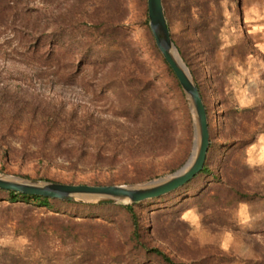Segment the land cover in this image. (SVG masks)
<instances>
[{
  "label": "rangeland",
  "instance_id": "obj_1",
  "mask_svg": "<svg viewBox=\"0 0 264 264\" xmlns=\"http://www.w3.org/2000/svg\"><path fill=\"white\" fill-rule=\"evenodd\" d=\"M10 1L7 25L0 24V175L110 186L140 184L182 168L192 154L193 118L144 25L146 0H107L112 26L120 34L106 38L104 47L94 40L96 48L86 55L78 73L75 45L53 49L45 62L31 58L23 47L34 38L36 21L51 33L70 24L73 14L72 22L84 32L85 15L97 0ZM163 4L170 37L201 90L216 137L226 132L220 122L222 109L249 111L237 116L236 129L238 135H254V141L236 149L235 160L253 171L250 188L260 189L264 186V0H163ZM107 47L112 54L96 53ZM128 75L137 80L127 88L120 79ZM44 107L58 112L49 125L40 119ZM58 140L61 146L55 152ZM49 152L53 155L42 158ZM255 180L262 181L261 187ZM180 199L136 208L144 228L151 212L161 210L166 218L172 215L188 226L190 253L202 247L217 249L235 259L231 264L255 260L260 250L264 254V235H256L263 205L237 203L227 212V225L221 226L220 215L211 213L207 201L204 216L192 202L190 209L175 213L174 203ZM6 217L15 218L13 213ZM119 221L118 217L113 224L114 234L123 239L126 230ZM13 225L0 226V247L23 251L28 242L14 235ZM254 239L262 245L259 251L253 249ZM51 248L65 253L69 243L55 241ZM103 259L106 264H125L114 262L110 255Z\"/></svg>",
  "mask_w": 264,
  "mask_h": 264
},
{
  "label": "trees",
  "instance_id": "obj_2",
  "mask_svg": "<svg viewBox=\"0 0 264 264\" xmlns=\"http://www.w3.org/2000/svg\"><path fill=\"white\" fill-rule=\"evenodd\" d=\"M109 4L107 0H97L92 11L85 15L88 21L83 25L84 32L79 31L78 22H72L73 14L71 16L69 14L70 24L60 25L51 33L45 31L41 21H36L35 36L27 46L23 47L25 52L31 58L41 62L50 60L56 48H66L68 44L75 45L77 47L75 53L79 56L75 63V72L78 73L79 65L84 62L86 55L96 48L94 40L102 42L104 47L107 44L106 38L120 34V31L112 26L113 12L106 7ZM11 9L10 0H0V24L7 25ZM66 21L67 19L65 23ZM108 25L110 26L106 28ZM144 25L149 30L147 20ZM65 26L70 27L66 29ZM108 49L110 47L96 53L112 54ZM113 53L116 54V52ZM89 57L95 58V55L90 54ZM163 64L170 78L180 89L177 79L164 59ZM115 80L118 82V79ZM136 80L134 75L120 79L127 83V88L128 84L135 83ZM196 85L206 111L209 145L201 171L188 183L169 195L129 205L67 202L0 190V226L13 222L14 235L22 236L28 242L23 251H12L7 247H0V264H106L103 258L109 255L114 262L125 264L132 262L137 264L233 263L234 258L209 247H202L190 253V237L186 231L188 226L172 215L166 218L167 215L165 216L161 210L151 212L146 230L136 209L161 200L181 198L174 203L175 213L190 209V202H192L195 206L197 205L198 212L204 216L208 206L203 202L207 201L211 204L209 207L212 210L211 213L220 215L219 225L223 226L227 225L224 220L228 219V210L237 203L264 206L262 181L255 180L257 186L261 188L252 190L249 184L253 181V171L248 167H239L235 160L236 149L254 141V135L247 136L244 132L238 135L236 129L237 116L241 112L249 111H241L234 107L222 109L220 122L222 127L225 126L226 132L222 137L217 138L216 127L212 125L201 90L198 84ZM40 109L43 110L40 116L42 121L44 118L48 125L54 122L57 111L50 112L48 107ZM91 125L93 126L92 123ZM54 146L55 152H58V147L61 146L60 140L56 141ZM50 155L53 154L49 152L41 156L47 158ZM11 213L15 218L8 220L6 216ZM121 215L123 219L120 218ZM118 217L121 228L124 226L126 230L123 239L114 234L113 224H117ZM256 235H264V218L260 220ZM149 239L162 243L165 248L150 245ZM55 241L60 244L69 243L68 251L62 253L53 250L51 243ZM252 246L256 251L262 249V245L255 239ZM259 253L257 259L243 261V264H264V254L261 250Z\"/></svg>",
  "mask_w": 264,
  "mask_h": 264
},
{
  "label": "water",
  "instance_id": "obj_3",
  "mask_svg": "<svg viewBox=\"0 0 264 264\" xmlns=\"http://www.w3.org/2000/svg\"><path fill=\"white\" fill-rule=\"evenodd\" d=\"M146 7L148 27L155 46L177 79L192 114L194 141L192 154L186 163L169 176L131 185L61 184L1 174L0 190L67 202L129 205L169 195L184 186L201 171L209 145V133L206 111L198 87L192 77L186 74L172 56V49L175 46L168 30L162 0H146Z\"/></svg>",
  "mask_w": 264,
  "mask_h": 264
},
{
  "label": "bare ground",
  "instance_id": "obj_4",
  "mask_svg": "<svg viewBox=\"0 0 264 264\" xmlns=\"http://www.w3.org/2000/svg\"><path fill=\"white\" fill-rule=\"evenodd\" d=\"M188 31H189L188 35L190 36L189 37V42H191V29H189ZM172 56L176 60V62L182 67V69H184L186 74L190 77V72H189L188 68L184 64L182 58L180 57L178 51L175 48L172 49Z\"/></svg>",
  "mask_w": 264,
  "mask_h": 264
},
{
  "label": "crops",
  "instance_id": "obj_5",
  "mask_svg": "<svg viewBox=\"0 0 264 264\" xmlns=\"http://www.w3.org/2000/svg\"><path fill=\"white\" fill-rule=\"evenodd\" d=\"M264 56V55H263Z\"/></svg>",
  "mask_w": 264,
  "mask_h": 264
}]
</instances>
